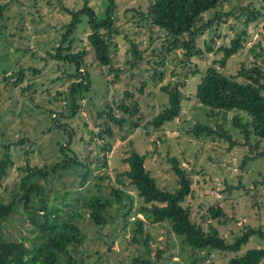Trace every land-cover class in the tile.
Returning <instances> with one entry per match:
<instances>
[{
  "label": "rangeland",
  "instance_id": "obj_1",
  "mask_svg": "<svg viewBox=\"0 0 264 264\" xmlns=\"http://www.w3.org/2000/svg\"><path fill=\"white\" fill-rule=\"evenodd\" d=\"M84 1L0 0V5L6 4L0 13V156L4 140L16 141L23 136L29 138L23 144L16 143L10 148L14 163L8 167L0 184V198L4 201L10 200L12 192L18 187L26 162L30 166H43L57 159L56 130H49V127L53 125L52 118L57 117L56 112L64 110L65 102L57 93L67 90L71 82L67 73L71 68L49 57L47 52L54 53L52 46L58 44L62 26L70 18L63 7L77 9ZM85 2L102 15L104 0ZM115 3L118 33L111 37L110 66H101L96 61L87 41L90 29L85 21L75 32L72 44L73 51L87 50L85 62L90 89L84 93L77 113L62 118L61 122L68 124L72 130V151L84 162L87 158L93 161L90 163L89 180L80 185V176L76 173L80 167L74 166L70 171L61 172L60 177L48 181L37 178L36 181L44 186V198L50 208L61 206L62 213L72 209L82 210V201L92 194L110 196L112 187L125 192L120 203L113 198L109 209L110 222L105 227L92 225L86 211H83L84 219L80 226L86 238L79 248L80 252L75 254L76 258L83 260L82 264H125L132 254L143 251L142 245L131 240L130 227H124L122 215L130 203L129 220L135 217L144 220V227L152 236L150 256L160 250L162 264H226L232 255L230 252L191 248L170 230V222L152 223L148 214H134L143 202L128 179L123 178L122 184L117 182L116 175L127 169L123 159L136 150L145 155V166L158 185L173 189L176 176L169 158L176 157L191 179L192 192L185 204L191 207V215L197 222H203L204 227L210 222L227 240H233L246 226L264 227V153L243 163L250 145L244 143L240 130L232 124L231 118L236 111L228 112L225 119L222 114L210 115L209 109L195 97L200 74L191 73L194 65L204 71L213 64V60L221 57L222 54L215 50L221 44H229L244 28L239 8L249 3L257 7L262 16L247 26L243 47L227 59L224 67H219L218 63L215 66L224 74L235 76L242 64L249 65L254 60L263 62L264 0H229L221 4L217 8L221 17L196 37V45L204 51L203 55L190 59H186L180 48L164 52L166 40L163 31L150 21L139 19V12L146 11L149 0H115ZM214 14V11L205 13L204 21ZM131 42L142 54V59L135 66L130 63ZM207 43L213 50H206ZM25 49L29 50L25 52ZM255 54L260 55L256 58ZM159 61L163 64L159 65ZM21 66L26 68V76L13 85L17 77L12 74ZM30 67L37 71L33 72ZM155 69L159 70L160 76L154 78ZM143 81L145 84L142 86ZM169 83L176 84L185 94L180 114L160 128L143 127L167 104V94L162 87ZM29 85L32 87L27 89ZM126 90L132 92L131 98L138 102L140 120H134L139 125L126 123L119 128L112 124V146L103 165L104 152L97 146L100 139L95 135L102 121L97 111L109 103L115 107V113L120 114L116 108L118 102L130 100L124 95ZM50 110L53 112L50 113ZM240 114L245 121L247 117L244 113ZM196 123L215 129L222 126L231 135V140L237 143L230 145L228 140L218 135L196 137L189 131ZM258 148V151L264 149V139L258 143ZM213 204L224 210V223L207 216L206 211ZM34 206L38 209L39 204L35 201ZM35 212L19 205L10 219L3 223L4 236L23 239L31 245L36 233L29 216ZM259 245H262L261 242L253 237L241 251ZM259 264H264V259Z\"/></svg>",
  "mask_w": 264,
  "mask_h": 264
},
{
  "label": "trees",
  "instance_id": "obj_2",
  "mask_svg": "<svg viewBox=\"0 0 264 264\" xmlns=\"http://www.w3.org/2000/svg\"><path fill=\"white\" fill-rule=\"evenodd\" d=\"M85 1L77 9L63 7L70 18L62 26L58 44L52 46L54 53L47 52L49 57L62 61L71 68L70 73H67L71 81L67 90L57 93L65 102L64 110L56 112L57 117L52 118L53 125L49 127V130H56L55 143L59 151L57 159L43 166H30L26 162L22 168L24 173L18 181V187L12 192L10 200L4 201L0 198V264H82L83 260L76 258L75 254L80 252L79 248L86 238L80 226L81 220L84 219L83 211H86L87 219L92 225L105 227L110 222L109 209L113 198L120 203L126 195L120 188L112 187L110 196L92 194L82 201L84 207L82 210L72 209L62 213L61 206L50 208L44 198V186L36 181L37 178L48 181L53 177H60L61 172L70 171L75 168L74 166L80 167L76 171L80 176V185H85L90 177V163L93 161L87 158V162H84L72 151L70 148L72 130L68 124L61 122L62 118L72 117L77 113L84 93L90 89L89 73L85 62L87 50L83 48L73 51L72 44L75 40V32L85 21L90 29L86 36L87 41L94 52L96 61L101 66H110L112 63L111 37L118 33V29L115 0H104L102 15H98L90 6H87ZM227 1L229 0H149L146 11L139 12V19L150 21L153 26L163 31L166 40L164 52L168 53L180 48L186 59L200 57L204 51L196 45V37L221 17L217 8ZM5 5H0V13ZM211 11L215 12L214 16L204 21L203 15ZM239 12L240 16H243L241 20L244 28L230 40L229 44H221L215 50L222 54L219 59L213 60V64L204 71L194 65L195 69L191 73L192 75L200 74L199 82L195 87V97L201 105L209 109L210 115L222 114L225 119L228 112L236 111L231 121L234 127L240 130L244 143L250 145V150L243 159V163H247L250 159L264 153V149L258 151V143L264 139V59L262 63L254 60L249 65L242 64L235 76L226 75L215 66L218 63L219 67H224L227 59L243 47L247 26L262 16V12L251 3L240 7ZM258 45L260 46V43ZM130 50L132 55L130 63L131 66H135L142 59V54L133 42H131ZM206 50H213L211 44H206ZM259 55L255 54L256 58ZM158 64L162 65L163 62L159 61ZM30 69L33 72L37 71L33 67ZM114 71L118 70L114 69ZM12 75L17 77L12 84L17 85L26 76V68L21 66ZM153 75L154 78L160 76L159 70L155 69ZM4 80L7 81L8 78L4 77ZM144 84L145 81L141 83L142 86ZM181 85H184V82H181ZM31 87L29 85L27 89ZM162 90L167 94V104L147 120L143 127L160 128L180 114L185 94L176 84H166ZM124 95L130 100L118 102L116 108L120 110V114H116L115 107L109 103L97 111V116L102 121L95 135L100 139L97 146L104 152L101 161L103 165L106 163V153L112 146L110 140L113 135L112 124L119 128L126 123L139 125L136 122L140 120L138 102L131 98L132 92L126 90ZM52 112L53 110H50V113ZM240 113H244L247 117L245 121ZM217 128L196 123L189 131L196 137L218 135L228 140L230 145L237 143L231 140V135L222 126ZM28 140L29 138L23 136L16 141L14 139L3 141L0 156V184L8 167L14 163L10 152L11 146L16 143L23 144ZM25 152L27 153V150ZM145 158L144 154L132 150L123 159L127 169L116 175L119 183H124L123 178L128 179L143 202L134 214H148L152 223L170 222V230L180 236L182 241L191 248L230 252L232 255L226 264H259L264 259L263 226H246L233 240H227L219 235L217 228L210 222L204 227L203 222H197L191 215V207L185 204L187 196L192 192V183L186 169L180 165V161L176 157L169 158L176 176V186L173 189H166L160 187L150 174L145 166ZM35 201L39 204L38 209L34 206ZM19 205L28 211L36 210L29 216V221L34 226L33 231L36 233L31 245H27L23 239H8L3 233V223L10 219ZM66 205L70 206L71 203ZM131 206L132 203L122 215L124 227L126 229L130 227L131 240L142 245L143 251L132 254L125 264H162L160 250L155 252L153 257L150 256L149 243L152 236L144 227V220L138 216L129 220ZM206 212L207 216L213 220L220 223L226 221V214L218 204L210 205ZM253 237L257 238L262 245L242 252V247ZM137 249L140 250V248Z\"/></svg>",
  "mask_w": 264,
  "mask_h": 264
},
{
  "label": "built area",
  "instance_id": "obj_3",
  "mask_svg": "<svg viewBox=\"0 0 264 264\" xmlns=\"http://www.w3.org/2000/svg\"><path fill=\"white\" fill-rule=\"evenodd\" d=\"M138 216V215H137Z\"/></svg>",
  "mask_w": 264,
  "mask_h": 264
}]
</instances>
